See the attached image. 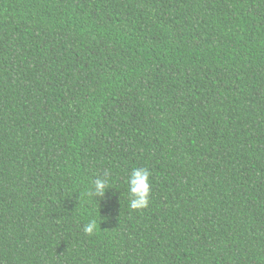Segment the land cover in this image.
<instances>
[{"label": "trees", "instance_id": "16d2710c", "mask_svg": "<svg viewBox=\"0 0 264 264\" xmlns=\"http://www.w3.org/2000/svg\"><path fill=\"white\" fill-rule=\"evenodd\" d=\"M0 264H264V0H0Z\"/></svg>", "mask_w": 264, "mask_h": 264}, {"label": "clouds", "instance_id": "9594fccd", "mask_svg": "<svg viewBox=\"0 0 264 264\" xmlns=\"http://www.w3.org/2000/svg\"><path fill=\"white\" fill-rule=\"evenodd\" d=\"M111 173L105 171L102 175L97 176L92 182L90 190L86 193L88 197H100V201L105 198L106 193L110 190L109 179ZM128 199L130 208L137 210L148 206L151 196L150 172L145 167L132 169L126 177ZM97 230V221L90 219L83 226V232L92 235Z\"/></svg>", "mask_w": 264, "mask_h": 264}]
</instances>
